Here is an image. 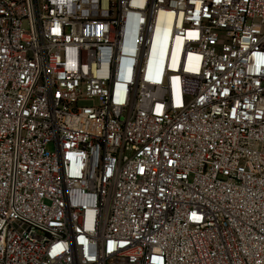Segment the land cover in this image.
Returning <instances> with one entry per match:
<instances>
[{"label":"built area","instance_id":"obj_1","mask_svg":"<svg viewBox=\"0 0 264 264\" xmlns=\"http://www.w3.org/2000/svg\"><path fill=\"white\" fill-rule=\"evenodd\" d=\"M0 264H264V0H0Z\"/></svg>","mask_w":264,"mask_h":264},{"label":"bare ground","instance_id":"obj_2","mask_svg":"<svg viewBox=\"0 0 264 264\" xmlns=\"http://www.w3.org/2000/svg\"><path fill=\"white\" fill-rule=\"evenodd\" d=\"M171 27L170 25L165 22L164 19H162V36H166V38L170 35ZM174 47H172L171 53V65L174 66V63H176L180 57L181 47H182V40L180 39H174Z\"/></svg>","mask_w":264,"mask_h":264}]
</instances>
